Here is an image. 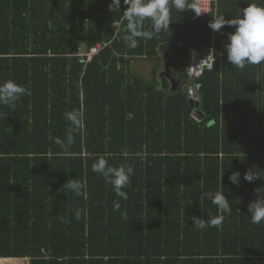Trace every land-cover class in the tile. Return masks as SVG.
I'll list each match as a JSON object with an SVG mask.
<instances>
[{
    "label": "trees",
    "instance_id": "obj_1",
    "mask_svg": "<svg viewBox=\"0 0 264 264\" xmlns=\"http://www.w3.org/2000/svg\"><path fill=\"white\" fill-rule=\"evenodd\" d=\"M110 2L0 0V83L31 91L0 104V264H264V222L248 217L255 190L264 192V63L232 66L224 46L234 28L213 32V14L175 7L169 30L129 48L127 21ZM250 3L264 6L217 0L216 13L236 18ZM191 48L216 56L193 82ZM136 60L154 63L151 80L131 72ZM164 62L180 81L174 92L157 76ZM73 110L79 127L66 119ZM99 157L134 168L126 200L92 170ZM253 166L260 179L244 181ZM68 179L83 185L79 195L62 191ZM220 183L231 214L220 226L193 227V216L218 215L204 193Z\"/></svg>",
    "mask_w": 264,
    "mask_h": 264
},
{
    "label": "clouds",
    "instance_id": "obj_2",
    "mask_svg": "<svg viewBox=\"0 0 264 264\" xmlns=\"http://www.w3.org/2000/svg\"><path fill=\"white\" fill-rule=\"evenodd\" d=\"M123 4L126 7L122 14L127 21L125 28L127 35H125L124 40L127 46L132 49L138 47V39H152L161 31L169 30L171 7H175L179 12L192 9L197 16L201 13L195 8L188 7L186 0H123ZM120 5L121 0H111L108 9L111 12L119 11ZM145 20L151 21V27L147 30H145ZM225 26L234 28L233 31L227 33V43L224 46L227 60L232 66L243 69L246 64L259 65L264 63V6L250 3L241 9L238 17L230 19H226L224 14L216 13L208 24L213 32H220ZM210 53L214 54L215 50H210L207 57ZM215 59L216 56L212 61V69ZM24 95H31L30 89L14 80L8 79L0 83V104L2 105L14 104ZM66 119L72 125L79 127L82 124V113L79 110H73L66 113ZM67 141L69 144L73 142L72 135L67 136ZM241 156L243 159L244 153L241 152ZM253 169L261 173L253 166L244 172V181L251 183L260 179ZM92 170L103 176L105 181L113 187L116 196L127 199V193L124 189L129 185L130 177L134 173L132 166H111L106 158L99 157L92 165ZM222 175L223 173L221 177ZM240 179L241 173L238 171H232L229 175V181L234 185H239ZM220 185L221 190L204 193V197L216 205L218 215L210 220L193 216L191 218L193 227L204 229L208 226H220L225 215L231 214L232 208L229 199L225 194L224 187L221 183ZM82 187L83 185L79 181L68 179L62 186V191L68 190L79 195ZM260 189L255 190L258 196L248 204V211L251 213L248 217L251 223L257 225L264 222V192H261ZM114 207L119 209L120 204L117 202Z\"/></svg>",
    "mask_w": 264,
    "mask_h": 264
},
{
    "label": "built area",
    "instance_id": "obj_3",
    "mask_svg": "<svg viewBox=\"0 0 264 264\" xmlns=\"http://www.w3.org/2000/svg\"><path fill=\"white\" fill-rule=\"evenodd\" d=\"M125 7L126 6L123 4L122 1L118 12L123 13ZM193 7L197 9L199 12H201L198 16H206L209 14L215 15L217 8V0H194ZM98 49L99 46L92 48L90 52L86 54V61H89L93 57V55L98 51ZM210 50H214V49L210 48L208 50H198L191 48L188 50L185 63H186L187 76L190 81L193 82L194 80L200 78L205 71L212 70L211 67L212 61L215 56L214 54L210 53V55L207 57ZM187 89L191 94V98L192 99L196 98L197 95L195 94L197 93L196 89H194L191 86H189Z\"/></svg>",
    "mask_w": 264,
    "mask_h": 264
},
{
    "label": "rangeland",
    "instance_id": "obj_4",
    "mask_svg": "<svg viewBox=\"0 0 264 264\" xmlns=\"http://www.w3.org/2000/svg\"><path fill=\"white\" fill-rule=\"evenodd\" d=\"M164 53L165 52L162 51V54H164ZM165 63L166 62H164V64ZM153 66H154V63L152 61L136 60L131 65V72L133 74L141 77V78H144L146 80H151L152 77L154 76V74L152 72L153 71L152 70L153 69ZM162 70H164V69L162 68ZM162 70H159L157 72V76H159V74L161 73ZM190 83H192V82H190ZM2 260H4V259H2ZM10 264H40V263H38V262L32 263L31 262V259H29V258H23V259H16V261L14 263H10ZM47 264H57V263L56 262H53V261H50V262L48 261Z\"/></svg>",
    "mask_w": 264,
    "mask_h": 264
},
{
    "label": "water",
    "instance_id": "obj_5",
    "mask_svg": "<svg viewBox=\"0 0 264 264\" xmlns=\"http://www.w3.org/2000/svg\"><path fill=\"white\" fill-rule=\"evenodd\" d=\"M162 68L164 70L161 71V73L159 74V76H162V77H164L167 80L168 85H169V88L168 89H169L170 92L176 91L177 88L179 87L180 81L178 79H176L172 75V72H171L168 64H166V63L163 64V67ZM195 94H197V93H195ZM189 97H190L189 98V103L191 104L190 106H192V103L191 102L194 101L195 102L194 105L197 108V106H198V99L197 98L192 99L190 92H189Z\"/></svg>",
    "mask_w": 264,
    "mask_h": 264
},
{
    "label": "crops",
    "instance_id": "obj_6",
    "mask_svg": "<svg viewBox=\"0 0 264 264\" xmlns=\"http://www.w3.org/2000/svg\"><path fill=\"white\" fill-rule=\"evenodd\" d=\"M186 86H187V87L190 86L189 82H186V83H185L184 88H187Z\"/></svg>",
    "mask_w": 264,
    "mask_h": 264
}]
</instances>
